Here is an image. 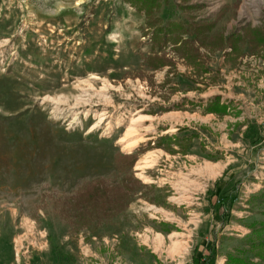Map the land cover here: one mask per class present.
Masks as SVG:
<instances>
[{"label": "rangeland", "instance_id": "rangeland-1", "mask_svg": "<svg viewBox=\"0 0 264 264\" xmlns=\"http://www.w3.org/2000/svg\"><path fill=\"white\" fill-rule=\"evenodd\" d=\"M198 1L194 16L217 12L214 0ZM236 2L240 18L222 7L217 33L264 27V0ZM143 26L122 0H0V264H188L208 247L212 264H224L227 252L248 248L252 222L264 219V50L244 47L233 63L225 49L201 47L202 71L167 47V78L169 68L143 64ZM217 90L235 103L225 115L243 119L193 121L180 95ZM139 115L147 118L126 137ZM185 123L196 128L181 137L185 149L165 135L145 139L156 124L179 132ZM131 139L142 140L131 171L144 187L111 220L73 230L60 200L93 178L118 182L113 156L134 152L122 149ZM172 145L198 157L174 156ZM151 151L153 178L136 168ZM219 199L232 203L224 219Z\"/></svg>", "mask_w": 264, "mask_h": 264}, {"label": "trees", "instance_id": "trees-1", "mask_svg": "<svg viewBox=\"0 0 264 264\" xmlns=\"http://www.w3.org/2000/svg\"><path fill=\"white\" fill-rule=\"evenodd\" d=\"M122 2L127 3L144 16V26L141 30L143 36L149 37L150 43L149 53L142 58L146 67L157 69L171 63L164 52L168 44H171L169 47L173 52L193 64L198 70L202 68L201 47L210 51L225 49V56L233 63L245 55L244 47H249L253 53L264 50L263 26H247L242 31H230L224 36L223 33L212 32L215 21L196 20L190 14L183 19L162 23L157 12L161 4L166 3L167 0H122ZM179 7L184 11H191L200 9L202 5L185 4ZM206 70L207 68H202V71ZM204 110L220 115L229 112L227 104L221 102L219 95L206 101ZM169 138L168 135H165L161 140L164 139L169 143L168 145H180L179 147L183 149L188 146V142L183 141L184 138L182 140L181 138L179 140L176 138L170 140ZM155 144H157L156 147H159L160 140ZM139 152L144 151L136 150L130 153L117 151L114 153L115 169L121 174L118 182L110 183L102 177L93 178L85 181L75 193L60 200V212L63 217L71 220L69 223L73 230L77 231L92 223L109 221L127 208L133 195L144 187L142 181L135 177L131 171ZM220 203L219 199L218 204ZM231 207L230 200L221 203L218 206L220 217L224 219L229 214ZM251 226V235L246 238L249 243L248 248L227 252L224 264H264V219L252 222ZM207 251V254L203 256L194 257L193 261L212 264L217 253L212 247H208Z\"/></svg>", "mask_w": 264, "mask_h": 264}, {"label": "crops", "instance_id": "crops-1", "mask_svg": "<svg viewBox=\"0 0 264 264\" xmlns=\"http://www.w3.org/2000/svg\"><path fill=\"white\" fill-rule=\"evenodd\" d=\"M182 1H184V0H167V2L165 4H162L161 5V7L159 9V12H158V16L160 17L162 23H168V22H171V21H176V20H179V19H183V18H185L189 14L194 16V14L196 13L195 11H197V10L196 9H193L191 11H184L183 9H181V7H179V6L183 5V2ZM198 2H199L198 0H190V1H187L185 4H189V5H199L200 3H198ZM211 4H213L212 7H211L212 8V11H215V10L217 11L216 13H214L212 15V17L210 16V17H207V18H198V16H194L195 19L196 20H213V18L217 14L218 15L220 14L219 11L221 10L222 7L224 8L223 9V12H222V13H224L223 16L227 15L228 17H230V16H236L237 15V18H240V15L242 14V12L240 11V7H241V4L242 3H240L239 7H237L236 0H214V1H211ZM198 11H199V9H198ZM181 13L184 14L185 16L184 17H182V16L180 17V14ZM230 20H232V19H230ZM214 28H213V31L212 32L220 31L219 29L216 28V25H215ZM149 45H150V43H149V38H148V42L146 44V47H147V50L148 51H147L146 54L149 53ZM167 46L169 47V46H171V44H168ZM171 52H172V50H171ZM160 68H162L163 70H165V69L167 70L169 68V70L166 73V76H167V74H170L172 72V69H173L172 67H170V65H164V66H162ZM176 68H177V71H180V69H179L180 68L179 63H177ZM183 68H185L184 65H182V69ZM145 70L146 71H151V69L148 70V68H145ZM177 73L179 74V72H177ZM188 73H189V71H188ZM167 78H170V77L167 76ZM171 79H172V77H171ZM171 82L172 81H170V83ZM218 86H220V85H218ZM223 86H226V85L223 84ZM170 87H172L171 84L165 85V90L169 89ZM192 92H194V91H192ZM204 93H205V96H203L200 93H198L197 96H192V95L190 96L189 93H185V94H181L180 95L182 98H184V102H189L190 103V106H188V107L191 108L190 109L191 112H192L191 114L193 116H196L197 115V117H194L195 119L193 121H199L198 123H201V122H207L208 120H211V119H215L216 115H213L211 113H208L207 115H204V116L203 115L201 116L200 114H198V113H202V111H204V107H205L206 101L210 100L214 95H217V94L221 95V101L222 102H224V103L230 102V104L234 107V104L235 103L231 99V97L229 96V94L222 93L221 91H218V90L211 92V94L208 93L207 91L204 92ZM192 98H195V100L192 99ZM186 104H184V105H186ZM262 107H264L263 104H262ZM237 108H239V106H237ZM184 113L187 114L188 112H184ZM243 114H244V111H242L241 116H238V117H234L233 118V117H231V115H225L224 117L232 118V120H241V119H243ZM182 117L184 118L185 116H182ZM174 121H175L174 123L179 124L176 120H174ZM179 122H180V120H179ZM185 124L189 127L187 130H185L187 132H185V131H179V132L171 131L172 129L170 130V128H168V127H161V126H158V124H156L153 127L155 129L157 127H160V130L158 129V131H156L153 128L152 131H150L148 133V135H146L145 139H146V141H149V140L151 141L153 139L156 140L157 138H159L162 135H170V136H175L177 138H179V137L181 138L182 136H188L190 134V132L196 130L194 124H193V126H191V125H189L187 123H185ZM161 125L166 126L167 125V122L162 123ZM141 142H142V140L140 142H138L132 148V150L135 151L139 147V145H140ZM172 148H174L175 149V152H177V150H178V146L177 145H172ZM156 150H160L163 154L169 155L162 148H158ZM181 153H183V152L181 150H179L177 153H175L174 156H177L179 158L186 157L187 159H190L189 157H191V158L198 157L195 154H190V155L188 154V155H186V154H181ZM147 170H148V167H146L144 169V173L146 175H148L147 174ZM150 173L152 174L153 171H150ZM148 176H150V178H153L151 175H148ZM149 186H151V185H149ZM157 186H159V185L157 184L156 187ZM175 234L176 233H173V235H175Z\"/></svg>", "mask_w": 264, "mask_h": 264}, {"label": "bare ground", "instance_id": "bare-ground-1", "mask_svg": "<svg viewBox=\"0 0 264 264\" xmlns=\"http://www.w3.org/2000/svg\"><path fill=\"white\" fill-rule=\"evenodd\" d=\"M145 118H147L146 116L144 115H139L138 117L136 118H133L131 120V124L127 127L126 129V132H125V136L126 137H130L132 136L133 132L135 131L134 130V125L136 123H139L140 121L144 120ZM173 130V129H172ZM138 143L137 139H131V140H128V141H125L124 144L122 145V149L123 150H126V151H129L131 150L132 147H134L136 144ZM152 154L153 152H147L145 155H143L141 158H140V161L137 163L136 165V168H140V169H144L146 166H149L151 165V163L153 162L152 160ZM142 174V171L141 173ZM139 175V174H138ZM179 244H177L176 242H173V248H176Z\"/></svg>", "mask_w": 264, "mask_h": 264}, {"label": "built area", "instance_id": "built-area-1", "mask_svg": "<svg viewBox=\"0 0 264 264\" xmlns=\"http://www.w3.org/2000/svg\"><path fill=\"white\" fill-rule=\"evenodd\" d=\"M188 264H203L202 262H200V263H193V262H190V263H188Z\"/></svg>", "mask_w": 264, "mask_h": 264}]
</instances>
